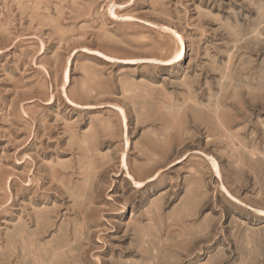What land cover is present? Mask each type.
<instances>
[{
	"label": "rangeland",
	"instance_id": "1",
	"mask_svg": "<svg viewBox=\"0 0 264 264\" xmlns=\"http://www.w3.org/2000/svg\"><path fill=\"white\" fill-rule=\"evenodd\" d=\"M0 264H264V0H0Z\"/></svg>",
	"mask_w": 264,
	"mask_h": 264
},
{
	"label": "bare ground",
	"instance_id": "2",
	"mask_svg": "<svg viewBox=\"0 0 264 264\" xmlns=\"http://www.w3.org/2000/svg\"><path fill=\"white\" fill-rule=\"evenodd\" d=\"M185 55H186V53H185V49H181V51L179 52V54H178V59L179 60H183L184 58H185ZM166 98V97H165ZM140 104V103H139ZM121 110V109H120ZM208 110V109H207ZM122 111V110H121ZM120 111V112H121ZM209 112V111H208ZM122 114H123V112H122ZM210 114V113H209ZM122 118H124L123 116H122ZM218 118V117H217ZM222 120V119H221ZM221 122V124H224V122H222V121H220ZM218 129H220V128H218ZM218 131V130H217ZM142 170V169H141ZM144 170V169H143ZM142 170V171H143ZM146 171V170H145ZM152 171V170H151ZM128 175H130V177H132L133 179V181H135V177L132 175V174H130V172H129V170H128ZM141 175V174H140ZM138 177H140V176H138ZM135 183H139V181H137V182H135ZM83 211V210H82ZM80 229V228H79ZM39 235V234H38ZM77 237V236H76ZM75 239V238H74ZM80 240V239H79ZM61 244V243H60ZM82 244V243H81ZM57 247V246H56ZM60 247V246H59ZM61 249V248H60ZM54 250H55V247H54ZM56 251H58V249L56 250Z\"/></svg>",
	"mask_w": 264,
	"mask_h": 264
}]
</instances>
